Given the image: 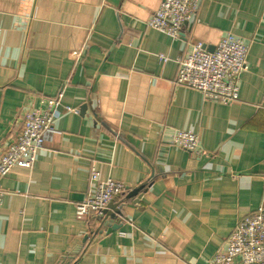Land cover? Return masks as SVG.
<instances>
[{"label": "crops", "instance_id": "obj_1", "mask_svg": "<svg viewBox=\"0 0 264 264\" xmlns=\"http://www.w3.org/2000/svg\"><path fill=\"white\" fill-rule=\"evenodd\" d=\"M162 1L0 0V157L25 113L62 94L34 165L1 181L0 264H209L264 205V0H202L180 40L147 26ZM226 34L249 51L223 104L176 78L194 43ZM94 170L127 190L79 220Z\"/></svg>", "mask_w": 264, "mask_h": 264}, {"label": "built area", "instance_id": "obj_2", "mask_svg": "<svg viewBox=\"0 0 264 264\" xmlns=\"http://www.w3.org/2000/svg\"><path fill=\"white\" fill-rule=\"evenodd\" d=\"M202 0H163L152 14L147 26L156 29L173 40H180L184 27L194 19ZM249 47L232 34L224 35L213 51L202 42H196L191 50L178 58L176 83L195 89L207 99L223 104L237 101L240 95V76L247 67ZM166 62L168 59L160 56ZM62 94L43 100L45 109H32L25 113L21 134L12 141L0 157V209L5 191L1 181L16 166L32 167L37 154L45 145L47 135L54 133V122ZM78 112V109H68ZM171 143L195 155L202 154L200 138L193 131L175 130ZM96 189L76 205L79 220L99 218L110 209L116 198L127 190L124 183L113 179L99 180L93 171ZM209 264H264V205L240 220L226 247L217 253Z\"/></svg>", "mask_w": 264, "mask_h": 264}, {"label": "water", "instance_id": "obj_3", "mask_svg": "<svg viewBox=\"0 0 264 264\" xmlns=\"http://www.w3.org/2000/svg\"><path fill=\"white\" fill-rule=\"evenodd\" d=\"M108 214H111L109 209H108V210H105V211L103 212V216H101V218H104V217L108 216ZM114 228H115V227H114Z\"/></svg>", "mask_w": 264, "mask_h": 264}]
</instances>
